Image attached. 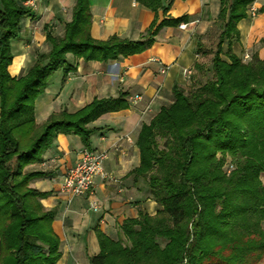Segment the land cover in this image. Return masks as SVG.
Segmentation results:
<instances>
[{"label":"trees","instance_id":"obj_1","mask_svg":"<svg viewBox=\"0 0 264 264\" xmlns=\"http://www.w3.org/2000/svg\"><path fill=\"white\" fill-rule=\"evenodd\" d=\"M27 1L0 0V264H57L62 250L53 230L56 211L40 203L49 192L29 186L44 174L27 168L43 162L59 135L76 136L90 150L91 136L100 131L91 124L127 110L128 94L95 98L73 113L51 114L42 125L35 118L37 99L57 71L64 84L78 60L107 63L142 54L163 28L188 24L189 16L167 15L174 0H134L154 15L145 35L97 41L89 0H75L62 36L45 26L49 51L12 77L11 44L22 20L31 17ZM217 1L221 33L212 77L187 89L174 85L172 103L142 124L137 136L140 164L130 174L146 182L159 209L124 220L117 240L95 228L99 253L90 264L264 263V59L253 54L244 62L231 47L240 39L238 23L257 0ZM195 43L200 52L198 38ZM195 69L205 73L202 64Z\"/></svg>","mask_w":264,"mask_h":264},{"label":"crops","instance_id":"obj_2","mask_svg":"<svg viewBox=\"0 0 264 264\" xmlns=\"http://www.w3.org/2000/svg\"><path fill=\"white\" fill-rule=\"evenodd\" d=\"M24 4L26 6V2ZM35 4L31 17L22 20L19 39L11 44L13 60L9 73L12 77L29 70L36 59L33 52L49 51L45 26L53 35L62 36L63 24L70 23L75 0H35ZM252 5L258 10L264 0ZM89 7L91 37L97 41L114 35L138 41L154 19L152 12L134 0H89ZM218 12L217 0H174L167 15L172 18L189 16L186 30L163 28L147 51L127 59L107 63L78 60L76 72L70 74L64 84L61 83L62 74L57 71L53 77L61 76L50 80L45 93L37 99L35 118L37 125H42L51 114L62 110L73 113L95 98L115 99L128 94L127 110L105 114L91 124L100 131L91 136L90 150L107 154L92 195L68 198L60 191L65 170L85 149L76 136L59 135L43 155V162L27 168V171L44 174L29 186L39 192H49L40 203L45 210L56 211L53 230L59 236L62 250L57 264H90L89 258L99 253L95 228L117 240L119 226L124 220L136 218L139 212L154 215L158 211L146 182L130 174L140 164L137 136L142 124L148 123L161 107L172 103L174 85L187 89L204 76L205 73L195 69L196 64H201L195 39L204 43ZM256 22L264 24V14L256 19L248 17L237 25L240 39L232 40L231 47L240 58L249 57L257 38L264 36V27L258 33L253 30ZM32 36L39 37V45L29 44ZM227 44L225 42L223 47ZM258 57L264 59V48L258 51ZM67 58L74 62L70 55ZM185 69L192 71L190 77L182 75ZM133 96L141 100L132 103ZM92 204L97 205L96 211L91 209Z\"/></svg>","mask_w":264,"mask_h":264},{"label":"built area","instance_id":"obj_3","mask_svg":"<svg viewBox=\"0 0 264 264\" xmlns=\"http://www.w3.org/2000/svg\"><path fill=\"white\" fill-rule=\"evenodd\" d=\"M26 7L30 10H35V0H28ZM249 11L252 12V15L254 14V9ZM178 28L186 30L187 24H181ZM161 73H164V70H161ZM191 74L192 71L190 69L182 71V75L185 77H190ZM140 100L141 97L139 96H133L130 99L132 103L139 102ZM106 157L107 154L105 152L83 149L76 162L65 170L60 189L61 193L68 198L88 197L92 195L95 179L102 174V164ZM91 209L96 211L97 205L92 204Z\"/></svg>","mask_w":264,"mask_h":264},{"label":"rangeland","instance_id":"obj_4","mask_svg":"<svg viewBox=\"0 0 264 264\" xmlns=\"http://www.w3.org/2000/svg\"><path fill=\"white\" fill-rule=\"evenodd\" d=\"M253 9V6L250 8V10ZM31 11V10H30ZM33 11V10H32ZM252 12L249 11V19H256L258 17V10H255L253 11V15L251 14ZM221 33V25L219 22H217V19L215 18L213 20V24H212V27L211 29L208 31V34H207V37L205 38V41L204 43H201L200 40V44L202 46V48L199 50L200 52V55H201V58H200V63L203 65L204 69H205V74L203 77H199L200 79H198L200 81V83H204L205 81L209 80L212 76H211V61H212V58H213V53L215 51V47H216V44L218 42V37ZM39 37L37 36H32L30 38V41L29 44H32V45H39L40 44V41H39ZM14 43V41H13ZM16 43V42H15ZM264 48V36L262 37H258L255 44H254V48L252 50V52L250 54H248L249 57L247 56H242V60L244 62H248L251 58H252V55L253 54H256L258 55V51L260 49ZM257 50V53H255V51ZM43 51V49H42ZM41 53L40 51H36V52H33V54L36 56L37 54ZM245 52H243L242 54H244ZM58 74H62L61 72L58 73ZM55 75L54 77L51 78V80H55L58 76L60 77L61 75ZM187 87V86H186ZM189 88V87H188ZM12 166H15V162L12 163ZM263 183H264V175H262L261 177ZM264 264V263H263Z\"/></svg>","mask_w":264,"mask_h":264},{"label":"bare ground","instance_id":"obj_5","mask_svg":"<svg viewBox=\"0 0 264 264\" xmlns=\"http://www.w3.org/2000/svg\"><path fill=\"white\" fill-rule=\"evenodd\" d=\"M263 27H264V24H262L260 22H256L254 27H253V30L257 31V33H258L263 29Z\"/></svg>","mask_w":264,"mask_h":264}]
</instances>
